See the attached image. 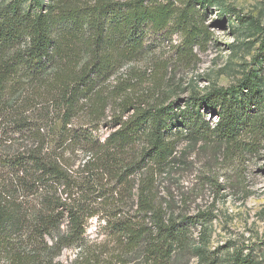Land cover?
Returning <instances> with one entry per match:
<instances>
[{
	"label": "trees",
	"instance_id": "obj_1",
	"mask_svg": "<svg viewBox=\"0 0 264 264\" xmlns=\"http://www.w3.org/2000/svg\"><path fill=\"white\" fill-rule=\"evenodd\" d=\"M29 1L0 0V264H215L192 244L212 212L176 211L158 178L181 142H203L244 189L241 166L264 153V75L173 99L135 91L146 70L108 84L174 34L178 60H193L215 0Z\"/></svg>",
	"mask_w": 264,
	"mask_h": 264
},
{
	"label": "rangeland",
	"instance_id": "obj_2",
	"mask_svg": "<svg viewBox=\"0 0 264 264\" xmlns=\"http://www.w3.org/2000/svg\"><path fill=\"white\" fill-rule=\"evenodd\" d=\"M215 2L206 18L212 31L211 40L203 50L194 48L193 60H178L169 47L179 42L174 34L171 42H161L154 53L148 54L150 56L125 63L110 77L108 84L114 86L119 73L146 70L149 75L135 91L153 87L164 90L173 99L235 84L251 70L263 76L264 30L257 25L264 27V0ZM28 3L29 0L26 5ZM156 73L162 79L158 86L152 79ZM114 113L116 110L108 106L105 121ZM212 119L215 120V116ZM105 124L99 125L100 134L107 132ZM58 127L59 122H56L55 128ZM177 149L174 166L159 176L158 183L161 194L169 196L176 204V211L184 215L207 209L212 212L211 219L205 223V241L198 238L199 225L192 227L194 247L215 252V264H231L234 252L249 258L251 264H264V153L241 166L243 189L236 182L235 164L227 163L216 146L181 142ZM196 261L192 258L189 264Z\"/></svg>",
	"mask_w": 264,
	"mask_h": 264
}]
</instances>
